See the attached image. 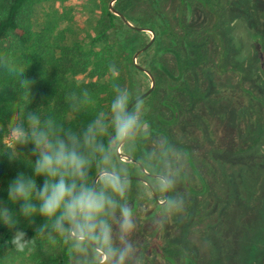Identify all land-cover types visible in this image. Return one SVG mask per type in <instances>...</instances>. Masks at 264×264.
Instances as JSON below:
<instances>
[{
  "label": "trees",
  "instance_id": "trees-1",
  "mask_svg": "<svg viewBox=\"0 0 264 264\" xmlns=\"http://www.w3.org/2000/svg\"><path fill=\"white\" fill-rule=\"evenodd\" d=\"M67 1L0 0V54L14 57L19 67L26 71V78L34 82L32 103L27 111L49 105L51 114L57 119L67 121L73 127H81L96 111L107 110L113 83L129 89L135 97L149 89L141 90L138 75L147 79L148 76L136 68L133 56L149 42L152 35L129 27L119 16L113 14L109 6L112 0H96L99 14L94 25L85 33H75L69 27L60 28L63 21L71 20L70 10L63 9L61 14L54 11L44 13L42 20L36 16V9L44 3L62 4ZM232 1L238 3L237 7ZM218 2L219 0H116L113 3V7L134 27L149 29L155 34L151 46L138 57L139 64L155 78L154 90L141 100L148 108L144 115L146 129L143 128V135L131 156L142 164L145 172L136 163L121 157V162L129 164L133 170L132 189L127 203L133 214L135 229L129 240L139 261L146 259L153 263V252L160 258L170 260L173 258L174 246L170 244L171 235L168 230L163 231L160 236L156 234L159 229L164 228V219L159 215L162 205L157 202L149 186L138 178L151 184L161 172L172 171L177 174L179 171L167 167L180 160L184 167L193 168L196 159L190 154L191 150L185 141L195 142L198 137L190 135L191 128H188L180 110L188 108L183 100H189L188 104L192 103L190 109L195 112L192 117L195 122V117L197 119L207 106L206 103V106L198 107V102L201 99L206 101L207 97L200 87L201 83L196 80L199 78H196L195 69H201L208 63L203 57L211 37L213 41L223 43V15L225 18L241 15L249 19L259 5L254 0H247L246 3L238 0H222L221 4ZM259 34L264 33L258 31L256 37ZM112 68L117 70L115 81L110 71ZM219 70L224 74V68ZM237 73L239 76V71ZM83 90L91 93L94 104L89 111L74 117L65 98L78 95ZM209 91L207 90V95L211 94ZM29 102L28 98L21 100V94L14 88L13 82L0 71V201L17 215L19 205L8 202L7 187L20 172L32 175L28 165L30 160H35V156L32 146L25 145L18 149L20 159L10 161L3 155L11 149L4 139L8 135L9 125L18 119L17 110L23 111ZM202 122L205 124H201L200 129L205 136L199 137L201 141L208 139L209 143L217 139L219 148H222L218 150L223 156L234 158L235 155H240V160L252 163L250 154L254 153L253 150L256 151V144L242 151H232V141L235 139L233 127L225 136L219 129L217 136L205 118H202ZM262 140L264 138L260 137L257 144ZM105 142L112 143L110 139ZM225 145L229 149H224ZM175 146L176 152L173 150ZM121 153L125 155L123 148ZM175 158L176 162H173ZM95 177L96 173L93 171L90 175L91 183H94ZM42 183L43 179L39 178L38 184ZM184 183L185 188L190 190L189 180L184 179ZM145 190L149 193L147 196L144 195ZM156 194L159 199L162 197L166 200L173 193H168L170 196L167 194L166 198L164 192ZM40 222L37 218L30 227L27 221L20 219L18 227L26 231L28 238L34 239V243L22 252L12 244V233L0 226V264H7L18 258H26L31 264H83L84 258L74 254L71 241L58 238L54 244H50L46 239H35L34 229ZM111 223L114 246L119 248L122 240L118 212ZM88 258L94 264H109L108 258L102 262L104 255L98 249L90 250ZM221 262L216 260L213 264ZM123 264L129 262L123 261Z\"/></svg>",
  "mask_w": 264,
  "mask_h": 264
},
{
  "label": "rangeland",
  "instance_id": "rangeland-1",
  "mask_svg": "<svg viewBox=\"0 0 264 264\" xmlns=\"http://www.w3.org/2000/svg\"><path fill=\"white\" fill-rule=\"evenodd\" d=\"M254 1L259 5L249 19L223 15V43L211 37L203 57L208 63L195 69V77L199 79H194L201 83L207 97L206 101L198 102V107L206 103L207 106L197 119L195 117V122L189 100H183L188 108L180 113L191 128L190 135L198 137L195 142L185 141L196 160L193 168L184 167L181 160L167 167L179 171L172 195L183 197L184 211L164 219V228L156 232L160 236L163 231H169L173 258L167 260L151 252L153 263L142 259L141 264H213L216 260L222 261L221 264H264V140L257 144L260 137L264 138V40L261 41L264 34L256 37L258 31L264 33V0ZM231 3L238 5L235 1ZM63 9L70 10L71 20L63 21L60 28L69 27L75 33L87 32L99 14L96 0H68L62 4L44 3L36 9V16L42 20L44 13L61 14ZM220 68L225 69L224 74ZM138 78L141 90L150 87L149 77L138 75ZM147 110L145 107V114ZM202 118L217 136L219 129L225 136L233 127L236 140L232 141V151H242L256 144V151L250 154L252 163L240 160V155L223 156L217 139L209 143L208 139L201 141L199 137L205 136L200 129L201 124H205ZM4 142L12 148L9 134ZM224 149L229 146L225 145ZM173 150L176 152L177 147ZM184 179L189 180L190 190L185 188ZM158 200L161 205L165 202L162 197ZM7 264L31 263L26 258H18Z\"/></svg>",
  "mask_w": 264,
  "mask_h": 264
},
{
  "label": "clouds",
  "instance_id": "clouds-1",
  "mask_svg": "<svg viewBox=\"0 0 264 264\" xmlns=\"http://www.w3.org/2000/svg\"><path fill=\"white\" fill-rule=\"evenodd\" d=\"M0 71L13 82L21 100L30 101L18 119L9 125L8 134L12 148L3 155L10 161L20 159L18 149L31 145L35 160L28 167L32 175L23 172L10 181L7 199L19 205V213H12L0 201V226L11 233L12 244L24 251L34 243L26 231L19 228L22 218L31 227L37 218L41 221L34 229L35 239H46L50 244L64 239L72 242L74 254L82 256L83 264H94L88 258L90 250L99 249L109 264H140L129 240L135 229L133 214L128 207L132 189L133 170L122 163L118 149L133 156L143 135L145 106L127 88L113 83L112 96L106 111H96L81 127L53 116L50 106L27 111L32 103L33 81L26 78V71L19 67L14 57L0 54ZM114 81L117 70L110 69ZM74 117L89 111L94 98L88 90L65 98ZM133 105V107H129ZM110 139L111 144L105 141ZM95 171L98 179L90 182ZM42 178L43 183L38 184ZM177 175L172 171L159 173L151 182L155 192L174 193ZM149 193L144 191V195ZM184 211L180 195L167 198L160 209V217L167 219ZM119 213L122 246H114L111 220Z\"/></svg>",
  "mask_w": 264,
  "mask_h": 264
},
{
  "label": "water",
  "instance_id": "water-1",
  "mask_svg": "<svg viewBox=\"0 0 264 264\" xmlns=\"http://www.w3.org/2000/svg\"><path fill=\"white\" fill-rule=\"evenodd\" d=\"M116 0H112V2H110V4H109V6H110V11L113 13V14H115L116 16H119L122 20H123V22L126 24V25H128L129 27H131V28H134V29H137V30H141V31H147V32H149V33H151V38H150V40H149V42L143 47V48H141L140 50H138L135 54H134V56H133V62H134V64H135V66H136V68H138L139 70H141L142 72H144L146 75H148V77L150 78V81H151V85H150V87H149V89L147 90V91H145L143 94H141L140 96H138L137 98L141 101L142 99H144V98H146L149 94H151L152 93V91L154 90V88H155V78H154V76L151 74V72L149 71V70H147V69H145L144 67H142L141 65H139L138 63H137V58H138V56L140 55V54H142L144 51H146L150 46H151V44L153 43V41H154V38H155V34L151 31V30H149V29H145V28H137V27H134L119 11H117L114 7H113V3L115 2ZM130 108L131 107H133V105H130L129 106ZM145 127H146V125H144ZM118 151V155L120 156V157H122V158H126V159H128L130 162H133V163H136L137 165H139L140 167H141V169L145 172V169L143 168V166H142V164L141 163H139V162H137V161H135L133 158H131V157H129V156H127V155H124V154H122L121 153V148L120 149H118L117 150ZM147 174V173H146ZM98 179V177H97V175H96V177H95V179H94V183L96 182V180ZM138 179H140L141 181H143L144 183H146L148 186H149V188L151 189V184L150 183H148L146 180H144L143 178H138ZM152 191V190H151ZM152 194H153V196L155 197V199L157 200V202L159 203V204H162V202L160 201V200H158V197H157V194H156V192L155 191H152ZM167 194L168 193H166V195H165V198L167 197ZM165 201V200H164ZM99 250V249H98ZM100 251V250H99ZM101 253H102V251H101ZM106 256H104V259H103V261L102 262H104L105 260H106ZM102 262H100V263H102ZM99 264V263H98Z\"/></svg>",
  "mask_w": 264,
  "mask_h": 264
}]
</instances>
